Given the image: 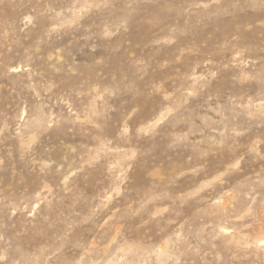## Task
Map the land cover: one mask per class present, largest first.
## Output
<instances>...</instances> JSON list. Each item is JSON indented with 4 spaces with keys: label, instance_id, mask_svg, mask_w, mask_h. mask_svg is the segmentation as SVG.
<instances>
[{
    "label": "rangeland",
    "instance_id": "rangeland-1",
    "mask_svg": "<svg viewBox=\"0 0 264 264\" xmlns=\"http://www.w3.org/2000/svg\"><path fill=\"white\" fill-rule=\"evenodd\" d=\"M0 264H264V0H0Z\"/></svg>",
    "mask_w": 264,
    "mask_h": 264
}]
</instances>
